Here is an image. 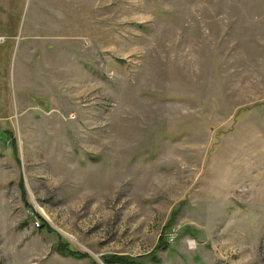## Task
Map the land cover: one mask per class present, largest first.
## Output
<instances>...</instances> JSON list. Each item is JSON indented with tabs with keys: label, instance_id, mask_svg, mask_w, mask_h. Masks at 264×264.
<instances>
[{
	"label": "rangeland",
	"instance_id": "1",
	"mask_svg": "<svg viewBox=\"0 0 264 264\" xmlns=\"http://www.w3.org/2000/svg\"><path fill=\"white\" fill-rule=\"evenodd\" d=\"M0 35V264H264V0H0Z\"/></svg>",
	"mask_w": 264,
	"mask_h": 264
},
{
	"label": "trees",
	"instance_id": "2",
	"mask_svg": "<svg viewBox=\"0 0 264 264\" xmlns=\"http://www.w3.org/2000/svg\"><path fill=\"white\" fill-rule=\"evenodd\" d=\"M41 218V220H44L41 216H39ZM44 224V222L42 223ZM165 237H166V234H165ZM167 237L165 238V241H166V246L169 245V243L167 242ZM161 245V244H160ZM69 250H72L71 248H69ZM72 254H74L75 252H71ZM117 259V260H116ZM115 260H112L111 263H114V262H121L122 264H139V260L138 259H135L133 257H128V256H117Z\"/></svg>",
	"mask_w": 264,
	"mask_h": 264
},
{
	"label": "built area",
	"instance_id": "3",
	"mask_svg": "<svg viewBox=\"0 0 264 264\" xmlns=\"http://www.w3.org/2000/svg\"><path fill=\"white\" fill-rule=\"evenodd\" d=\"M5 41V36L0 35V44L3 43Z\"/></svg>",
	"mask_w": 264,
	"mask_h": 264
},
{
	"label": "crops",
	"instance_id": "4",
	"mask_svg": "<svg viewBox=\"0 0 264 264\" xmlns=\"http://www.w3.org/2000/svg\"><path fill=\"white\" fill-rule=\"evenodd\" d=\"M4 50H6V48Z\"/></svg>",
	"mask_w": 264,
	"mask_h": 264
}]
</instances>
